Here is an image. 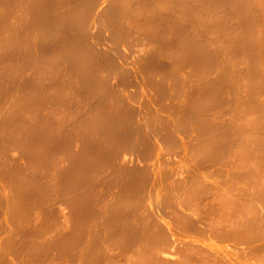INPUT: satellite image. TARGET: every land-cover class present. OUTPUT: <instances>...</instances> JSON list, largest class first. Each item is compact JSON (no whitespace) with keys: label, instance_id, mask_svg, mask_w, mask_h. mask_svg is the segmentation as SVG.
I'll return each instance as SVG.
<instances>
[{"label":"rangeland","instance_id":"1","mask_svg":"<svg viewBox=\"0 0 264 264\" xmlns=\"http://www.w3.org/2000/svg\"><path fill=\"white\" fill-rule=\"evenodd\" d=\"M0 264H264V0H0Z\"/></svg>","mask_w":264,"mask_h":264}]
</instances>
